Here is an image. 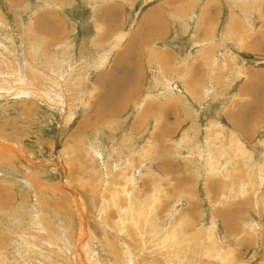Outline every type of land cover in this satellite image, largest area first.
I'll return each mask as SVG.
<instances>
[{
    "label": "rangeland",
    "instance_id": "374dc122",
    "mask_svg": "<svg viewBox=\"0 0 264 264\" xmlns=\"http://www.w3.org/2000/svg\"><path fill=\"white\" fill-rule=\"evenodd\" d=\"M0 264H264V0H0Z\"/></svg>",
    "mask_w": 264,
    "mask_h": 264
},
{
    "label": "bare ground",
    "instance_id": "6f19581e",
    "mask_svg": "<svg viewBox=\"0 0 264 264\" xmlns=\"http://www.w3.org/2000/svg\"><path fill=\"white\" fill-rule=\"evenodd\" d=\"M108 90H109V89H108ZM117 91H118V90H117ZM117 91H116V92H117ZM114 96H115V95H114ZM105 97H106V96H105ZM109 98H110V97H109ZM107 99H108V98H107ZM103 100H104V98H103ZM104 103H105V102H104ZM108 103H109V102H108ZM108 103L106 104V106L109 105ZM95 108H96V107H95ZM101 108H103V105H101ZM104 108H105V107H104ZM107 108H108V107H107ZM109 109H110V108H109ZM109 109H108V110H109ZM110 110H111V109H110ZM113 110H114V109H113ZM117 110H118V108H117ZM120 110H121V109H119V111H120ZM103 111H104V110H103ZM105 111H106V108H105ZM120 112H121V111H120ZM113 113H114V112H113ZM118 113H119V112H118ZM94 116H95V115H94ZM9 151H10V150H9Z\"/></svg>",
    "mask_w": 264,
    "mask_h": 264
}]
</instances>
